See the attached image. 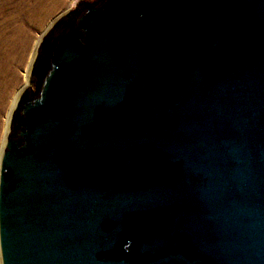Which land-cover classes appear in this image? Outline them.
Segmentation results:
<instances>
[{"label":"water","instance_id":"obj_1","mask_svg":"<svg viewBox=\"0 0 264 264\" xmlns=\"http://www.w3.org/2000/svg\"><path fill=\"white\" fill-rule=\"evenodd\" d=\"M0 264H264V0L53 20L5 127Z\"/></svg>","mask_w":264,"mask_h":264},{"label":"bare ground","instance_id":"obj_2","mask_svg":"<svg viewBox=\"0 0 264 264\" xmlns=\"http://www.w3.org/2000/svg\"><path fill=\"white\" fill-rule=\"evenodd\" d=\"M56 2L58 3L59 0H35L27 8L17 11L16 16L14 14L9 17L11 18L9 23L4 21L7 25L0 29V140L5 133L12 102L20 90V88L17 89L20 77L19 67L24 66L27 51L32 50L31 45L28 44L30 34L25 24L36 23V21L40 23L43 15L51 11L49 6L56 5ZM26 74L27 71H25Z\"/></svg>","mask_w":264,"mask_h":264},{"label":"rangeland","instance_id":"obj_3","mask_svg":"<svg viewBox=\"0 0 264 264\" xmlns=\"http://www.w3.org/2000/svg\"><path fill=\"white\" fill-rule=\"evenodd\" d=\"M33 1L35 0H0V29H3L7 25V23L10 22L11 18L9 17L14 16V14L16 16L17 11L20 12L21 9L27 8ZM74 1L75 0H59L58 3L57 2L55 3L56 5L49 6L51 7V11L48 14L43 15V19L40 21V23L36 21V23L34 22L32 24H25V27L28 29V32L30 34L28 44L29 46L31 45L30 49L32 50L31 52H29V50L27 51L25 55L26 61L24 63V66L21 65L22 68L18 66L19 67L18 74L20 75V77H19V82L17 84V89L23 88L26 84L25 71H27V68L30 64L33 50H34V47H35V44L38 38L48 28V26L53 20H55L57 17L64 14L67 10L70 9ZM47 3L49 4V2ZM20 17L22 18L21 15ZM2 19H3V22H1ZM4 21L7 23H5ZM30 87L34 88V85L30 84ZM3 137H4V134L2 135L1 140H0V151H1L2 144H3Z\"/></svg>","mask_w":264,"mask_h":264}]
</instances>
